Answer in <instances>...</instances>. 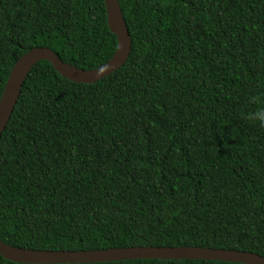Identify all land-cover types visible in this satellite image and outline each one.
Here are the masks:
<instances>
[{
	"label": "trees",
	"instance_id": "16d2710c",
	"mask_svg": "<svg viewBox=\"0 0 264 264\" xmlns=\"http://www.w3.org/2000/svg\"><path fill=\"white\" fill-rule=\"evenodd\" d=\"M118 3L131 37L122 67L83 84L41 60L22 85L0 137V240L264 256V127L245 119L249 97L264 100V0ZM36 47L82 70L105 64L117 38L104 0H0V98Z\"/></svg>",
	"mask_w": 264,
	"mask_h": 264
},
{
	"label": "water",
	"instance_id": "95a60500",
	"mask_svg": "<svg viewBox=\"0 0 264 264\" xmlns=\"http://www.w3.org/2000/svg\"><path fill=\"white\" fill-rule=\"evenodd\" d=\"M108 28L117 38V48L109 61L94 70H82L62 62L45 47H36L14 64L0 98V137L6 128L19 98L21 88L33 66L46 60L64 78L83 84L94 83L122 67L129 55L131 37L122 16L118 0H104ZM0 255L10 261L25 264H87L122 260H217L243 264H264V256L237 250L210 249L195 246L127 247L86 251H50L13 247L0 240Z\"/></svg>",
	"mask_w": 264,
	"mask_h": 264
},
{
	"label": "clouds",
	"instance_id": "9594fccd",
	"mask_svg": "<svg viewBox=\"0 0 264 264\" xmlns=\"http://www.w3.org/2000/svg\"><path fill=\"white\" fill-rule=\"evenodd\" d=\"M248 103L254 104L256 107L245 114V119L264 127V100L258 96H251Z\"/></svg>",
	"mask_w": 264,
	"mask_h": 264
}]
</instances>
